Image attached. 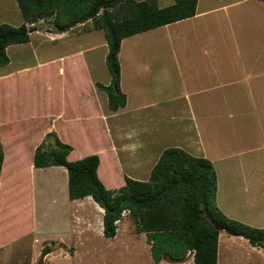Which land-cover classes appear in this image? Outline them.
Returning a JSON list of instances; mask_svg holds the SVG:
<instances>
[{
  "label": "crops",
  "instance_id": "obj_1",
  "mask_svg": "<svg viewBox=\"0 0 264 264\" xmlns=\"http://www.w3.org/2000/svg\"><path fill=\"white\" fill-rule=\"evenodd\" d=\"M263 1L197 0L196 14L192 18L141 33L142 36L149 34V39L129 40L130 37L123 39L118 53L119 66L124 59L122 63L127 70L123 77L129 78L132 75L134 79L145 81L132 82L133 88L139 92L131 100L132 107H127L129 98L127 92L122 89L123 78L120 68L119 88L127 95L124 94L125 106L116 112H110L108 106L100 107L97 92L101 91L95 87L97 82H93L85 60V55L97 50L98 47L88 44L73 48V45L71 46L73 29L63 33L55 31L56 39L49 42L52 44L62 42L61 45H68L67 52L56 54L53 60H44L35 66L19 68L1 77L0 82L7 87L10 81L8 87L12 88L13 82L25 80L24 75L30 78L37 71L52 69L57 77L60 94L65 93V87L69 84L72 92H77L78 97H82L80 105L65 107L62 103L58 107L36 109L0 107L1 136L3 139L4 135L10 145L9 151H6L3 145L4 160L0 174L2 195H5L2 187L6 175H17L14 171L18 168L15 165L18 158L25 157L23 159L28 162V168L35 170L31 160L32 153L51 129L59 139L66 138V143H71L73 150L68 160L74 161L71 160V156L75 154L76 160L92 154L99 156L97 173L107 189L122 187L125 184V177L138 181L148 180L162 152L169 148H178L193 157L205 158L212 164L217 182L216 204L223 214L231 215L230 212L222 210L218 198H221L223 205V201L229 198L228 204L224 206L232 207L236 205L231 203L237 200L239 192L242 194L245 192V188L240 191L241 185H248V192L254 193L251 195L248 210L259 204L263 211L254 210L252 216L258 213L262 216L264 70L256 72L253 67L248 70V60L253 64L259 63L248 55L250 41L248 36L258 35L257 40L260 38L264 40V22L260 23L264 20ZM246 3L251 4L248 7L243 6ZM0 5L2 6L0 19L6 16L4 19L10 20L12 12L16 18L14 20L16 24H10L5 20H1L0 24L19 26L23 23L15 0H0ZM213 15L216 17L214 25L201 29L200 22ZM26 26L28 27V24ZM193 29H199L201 33L196 37ZM35 30L29 31V42L26 44L30 43L33 33H37ZM77 32H80L78 35L87 33L81 32V29H77ZM92 32L93 30H89V33ZM257 40L254 41L255 44H258ZM125 44L128 45L125 47ZM102 48H105L102 56L105 62L106 43ZM50 63L52 65L49 68ZM249 81L251 83L248 84ZM151 88L154 89L155 95L149 91ZM45 89L48 90V86H45ZM86 89H90V92L87 93L88 97L83 98V90ZM76 99L77 97H74V102ZM248 101L252 105L248 106ZM35 114L48 127L38 134L39 137L33 140L32 146L26 148L22 136L27 133L26 129L30 128ZM94 124L100 130L99 135L104 136V139L98 142L99 148L78 149L82 140L87 141L90 137L98 135L92 134ZM9 157H13L11 162L7 161ZM244 167H247V170ZM246 171L248 180L241 179L237 183L225 182L236 175L243 178ZM219 173L225 177L221 189ZM235 184H240V187ZM84 199L89 200L103 216V210L91 197ZM100 224L102 233V218ZM75 226L77 231V227H80L82 232L87 223L77 219Z\"/></svg>",
  "mask_w": 264,
  "mask_h": 264
},
{
  "label": "rangeland",
  "instance_id": "obj_2",
  "mask_svg": "<svg viewBox=\"0 0 264 264\" xmlns=\"http://www.w3.org/2000/svg\"><path fill=\"white\" fill-rule=\"evenodd\" d=\"M172 3L173 0H158V7L163 8ZM249 4L251 3H246L243 6L248 7ZM0 9L2 10L1 5ZM1 18L0 22L5 20V22L10 24H16L14 12L11 13L10 20H7L8 18L4 19L6 16ZM51 20L52 18L49 17L45 21L39 20L34 24H28L31 27L30 30L36 29L35 31H37L31 36L30 43L11 45L6 49L9 63L0 67V78L15 72L19 68L35 66L38 62L44 60H53L56 54L65 53L69 50L68 45H61L62 42L55 44L49 42L56 39ZM214 20H216L215 15L202 20L200 22L202 24L201 29L205 26L214 25ZM263 22L264 20L260 23ZM89 25L90 23H86L81 25L80 28H85ZM82 31L84 30L81 29ZM192 32L196 37L201 33L199 29H193ZM78 34L80 32L73 34V44L71 43V46L78 48L92 44L98 47L92 53L86 54L85 60H87L93 82L105 86L109 85L110 76L102 60L105 51V48H102L105 47L103 33L93 30L92 33L87 31L86 34ZM142 35H135L128 39L141 40L142 38L149 39L150 37L149 34L146 36ZM257 37L258 35L248 36V40H250L248 42V55H251L255 61H259V63L253 64L252 61L248 60V70L253 67L256 72H261L264 70V40L263 38L257 40ZM256 40L258 44L254 43ZM126 45L128 44H125V47ZM147 55L148 53L145 56ZM123 61L124 59L121 61L122 65H120L123 78L122 89L128 94L129 104L127 107H132L131 100L139 92L133 88L132 82H144L145 80L134 79L132 75L129 78H124L123 75H125L127 70L122 63ZM51 65L52 63L49 64V68ZM24 76H26L25 80L13 82L12 88L8 87L11 83L10 81L7 87L0 82V107H34L36 109L37 107H58L62 103H64L65 107H79L82 97L79 98L77 92H72L73 89L69 84L65 87V93L60 94L56 81L57 77L52 69L37 71L30 78H27V75ZM145 79L148 81L147 78ZM3 83H6V81H3ZM45 86H48V90L45 89ZM120 91L123 93L121 88ZM149 91H152L155 95L153 88ZM83 92L84 98L90 92V89L83 90ZM61 95L63 98H60ZM74 97H77L75 102ZM97 98L100 107H107L106 94L104 92L103 94L97 92ZM89 103H91L90 100ZM250 105L252 103L248 101V106ZM32 118L34 120L30 123V128H27V133L22 136L26 146H32L33 140L39 137L38 134L48 127V125L46 127V123L43 124L39 120L37 114ZM94 125L92 126V134L95 135L96 133L98 135L87 138V141L82 140L83 142H81L82 144L79 145L78 149L91 150L99 148L98 142L100 139H104V136L99 135L100 130L96 124ZM49 130L50 132L52 131L51 129ZM2 132L4 133L5 129ZM1 134L0 132V145L2 147L5 145V150L9 151L10 145L4 135L2 139ZM83 138L84 136L81 137V139ZM60 140L66 143L67 139L60 138ZM76 157L77 154L71 156V160H76L74 159ZM12 158L9 157L7 161L10 160L11 162ZM23 158L25 157H20L16 160L17 164L15 165L18 168L14 173L16 172L17 175H6L5 183L2 177V183H4L2 188L5 195H2L3 191L1 192L2 189H0V264H38V260L44 251L48 252L45 256L44 264H155L151 259L149 245L146 243L144 233H136L133 218L129 216L127 211H125L124 215L122 213L120 221L117 222L116 237L113 239L104 238L100 231L102 216L89 200L82 199L78 202L68 200L67 173L64 168L51 167L48 169L35 168V170H30L28 162ZM244 168L247 170V167ZM223 178L225 177L219 173L220 189L222 184H224ZM241 179L248 180L247 171L244 173L243 178L241 175H236L233 179L225 182L237 183ZM235 185L240 187V184ZM244 188L245 192L243 194L239 192L240 195L237 200L231 203L236 205L229 208L225 207L224 205L228 204L229 198L223 201V205L219 197L218 203L222 210L230 212V216L224 214L226 217L245 225L262 229L264 228V214L260 216L258 213L256 217L252 216V211H263V209L258 204L254 209L248 210L251 195H254V193L248 192V185H241L240 191ZM257 194L259 196V193ZM237 201L240 202L238 203ZM77 219L87 223L86 228L82 232H80V227H77L78 231L76 230L75 220ZM80 224L81 222L78 223V225ZM192 258L187 259L184 263H170L162 260L159 264H193ZM217 264H264V247H252L242 237L229 235L224 231L219 232Z\"/></svg>",
  "mask_w": 264,
  "mask_h": 264
},
{
  "label": "trees",
  "instance_id": "obj_3",
  "mask_svg": "<svg viewBox=\"0 0 264 264\" xmlns=\"http://www.w3.org/2000/svg\"><path fill=\"white\" fill-rule=\"evenodd\" d=\"M23 23L0 24V67L9 63L6 49L29 42L31 27L39 20L52 18L57 32L77 29L103 33L107 54L105 68L110 83L95 87L106 94L110 112L126 103L121 93L118 53L123 39L192 18L197 0H173L158 7V0H15ZM90 23L88 27L81 25ZM1 144V143H0ZM30 146L27 145L26 148ZM73 148L62 142L54 131L47 133L32 153L36 169L62 167L67 173L69 201L91 199L103 210L102 236L113 239L117 222L124 211L135 223L137 234L144 233L150 256L159 264L164 256L174 260L194 251L193 264H217L219 232L209 219L231 230L233 236L248 241L252 247H264V228L257 229L226 217L216 205L217 182L212 164L185 151L172 148L160 155L148 180L125 177L118 189H107L98 177L99 156L92 154L70 161ZM4 151L0 145V174Z\"/></svg>",
  "mask_w": 264,
  "mask_h": 264
},
{
  "label": "water",
  "instance_id": "obj_4",
  "mask_svg": "<svg viewBox=\"0 0 264 264\" xmlns=\"http://www.w3.org/2000/svg\"><path fill=\"white\" fill-rule=\"evenodd\" d=\"M209 222L211 223V225L213 226V228H214L215 230H217L218 232H222V231H224V232H226V233L229 234V235H234V234L232 233L231 230H229V229H227L226 227H224V226H222V225L216 223L213 219H209ZM47 253H48L47 251H44V252L42 253L41 257H40L39 260H38V264H44L43 262H44V259H45V256H46ZM193 255H194V251H190V252L186 255L185 258L180 259V260H174V259L169 258V257H167V256H164L162 260H166V261H168V262H170V263H184L187 259L192 258Z\"/></svg>",
  "mask_w": 264,
  "mask_h": 264
},
{
  "label": "built area",
  "instance_id": "obj_5",
  "mask_svg": "<svg viewBox=\"0 0 264 264\" xmlns=\"http://www.w3.org/2000/svg\"><path fill=\"white\" fill-rule=\"evenodd\" d=\"M125 211L123 212V215H124Z\"/></svg>",
  "mask_w": 264,
  "mask_h": 264
}]
</instances>
